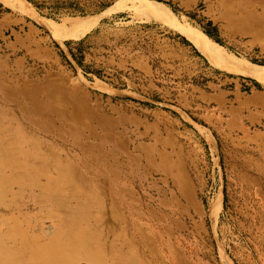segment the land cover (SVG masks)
Wrapping results in <instances>:
<instances>
[{
  "label": "rangeland",
  "instance_id": "obj_1",
  "mask_svg": "<svg viewBox=\"0 0 264 264\" xmlns=\"http://www.w3.org/2000/svg\"><path fill=\"white\" fill-rule=\"evenodd\" d=\"M155 1L264 66V0ZM139 6L0 0V222H97L78 264H264V81Z\"/></svg>",
  "mask_w": 264,
  "mask_h": 264
},
{
  "label": "bare ground",
  "instance_id": "obj_2",
  "mask_svg": "<svg viewBox=\"0 0 264 264\" xmlns=\"http://www.w3.org/2000/svg\"><path fill=\"white\" fill-rule=\"evenodd\" d=\"M5 1L13 9H21L22 0ZM139 8L149 12L151 18L180 32L211 63L264 81V66L251 62H246L245 66L236 65L234 55L228 54L221 44L203 31L182 23L164 3L155 0H140ZM96 22L97 17L94 16L78 18L71 21L63 31L53 24L44 25L55 38H65L85 34L95 26ZM17 107L20 108V105ZM214 202L216 209L221 208L222 195L219 194ZM25 207L27 203L18 205L16 209L22 210ZM92 223L97 225V222H0V264H78L72 260L73 252L69 246L73 245L74 248L83 249L85 243L92 238L89 232L79 229L82 225L88 226ZM93 233L102 234L103 224L94 226ZM133 236L132 233L131 237ZM140 236L143 238L142 233ZM100 244L103 248V244ZM149 252L153 254L151 249ZM100 264H103V261ZM144 264L153 263L146 259Z\"/></svg>",
  "mask_w": 264,
  "mask_h": 264
},
{
  "label": "trees",
  "instance_id": "obj_3",
  "mask_svg": "<svg viewBox=\"0 0 264 264\" xmlns=\"http://www.w3.org/2000/svg\"><path fill=\"white\" fill-rule=\"evenodd\" d=\"M204 33H206L209 37L213 38L215 41H217L219 44H221L209 31L202 30ZM222 45V44H221Z\"/></svg>",
  "mask_w": 264,
  "mask_h": 264
}]
</instances>
